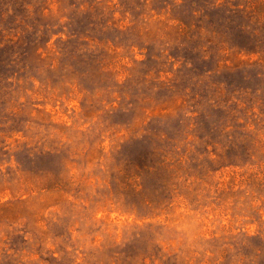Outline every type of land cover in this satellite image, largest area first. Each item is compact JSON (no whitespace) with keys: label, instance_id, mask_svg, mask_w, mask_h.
I'll return each instance as SVG.
<instances>
[{"label":"rangeland","instance_id":"obj_1","mask_svg":"<svg viewBox=\"0 0 264 264\" xmlns=\"http://www.w3.org/2000/svg\"><path fill=\"white\" fill-rule=\"evenodd\" d=\"M0 264H264V0H0Z\"/></svg>","mask_w":264,"mask_h":264},{"label":"trees","instance_id":"obj_2","mask_svg":"<svg viewBox=\"0 0 264 264\" xmlns=\"http://www.w3.org/2000/svg\"><path fill=\"white\" fill-rule=\"evenodd\" d=\"M150 167H151V166H147V165L143 164V165L141 166V169L148 171V168H150Z\"/></svg>","mask_w":264,"mask_h":264}]
</instances>
